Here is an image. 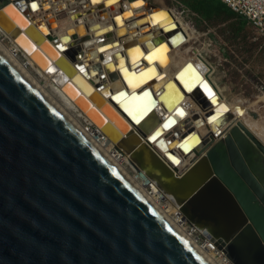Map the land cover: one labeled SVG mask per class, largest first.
<instances>
[{"label": "water", "instance_id": "95a60500", "mask_svg": "<svg viewBox=\"0 0 264 264\" xmlns=\"http://www.w3.org/2000/svg\"><path fill=\"white\" fill-rule=\"evenodd\" d=\"M0 2V15L15 24L9 10L17 2ZM7 22L0 17L2 30ZM13 27L10 40L40 64L19 39L20 25ZM162 40L153 39L155 47L165 44ZM133 44L130 50L139 48ZM56 62L70 74L60 60ZM70 86L71 82L63 90L75 97ZM120 93L111 98L119 109ZM165 93L163 89L155 98L150 92L152 105L163 102L172 108V99H163ZM196 98L208 105L199 90ZM75 102L115 142L103 123L77 98ZM180 110L178 106L171 116H164L157 127L147 120L142 125L147 142L131 129L117 147L179 207L184 219L224 250L232 264H264V144L242 122L232 120L229 110L218 112L216 131L231 121L228 130L219 140L199 147L194 162L179 176L151 145L156 142L168 150L160 136ZM218 113L210 111L203 118L195 114L193 120L201 125ZM194 133L191 128L177 134V148ZM166 156L179 162L170 152ZM0 264H209L1 50Z\"/></svg>", "mask_w": 264, "mask_h": 264}, {"label": "bare ground", "instance_id": "6f19581e", "mask_svg": "<svg viewBox=\"0 0 264 264\" xmlns=\"http://www.w3.org/2000/svg\"><path fill=\"white\" fill-rule=\"evenodd\" d=\"M9 1L12 5L17 2L9 10L12 18L27 25L29 27L27 30L31 29L36 35L37 44L25 30L20 31L19 39L31 48L36 59L41 61V65L24 53H21L22 55L17 53L18 47L10 40L8 29L0 28V50L84 133L209 264H221L222 260H216L208 251L207 242H196L187 234V228L181 225L178 206L174 202L165 205L160 196L163 195L164 198L166 196L158 186L153 185V191L150 192V183L138 171L129 155L126 154L124 159L119 158L116 153L117 144L126 135L125 132L131 129L147 142L142 125L150 119L151 123L156 122L155 127H157L165 120L164 116L165 118L171 116L180 106L181 110L168 123L169 129L160 136L164 138L168 150H164V146L156 142L151 145L157 155L180 176L194 162L195 151L199 147L213 140H219L220 135H223L221 132L228 130L231 121L221 123L219 131H216L219 122L217 118L220 115L218 112L229 110V113L233 114L232 120L242 122L248 130L252 127L263 129L262 139L253 131L250 132L264 144V119L259 112V102L264 101V95L260 96V94L258 100L251 103L242 100L227 101L213 79L214 68L202 56L203 44L198 47L188 46L191 43L196 45L202 35L194 32L188 24H184L177 13L160 0ZM33 5L36 7L33 8ZM57 12L62 13L58 16ZM150 13L153 15L150 16ZM173 28L175 29L172 30ZM178 31L182 33L174 36ZM172 36L174 38L169 40ZM1 37L8 39L11 46L5 44ZM155 38L163 39L162 43L165 44L159 46L156 41L155 47L153 43ZM133 42L138 43L139 48L130 50L134 46ZM39 44H44V47ZM57 44H61L60 48H57ZM74 51L82 55H76ZM147 54L148 56L145 57ZM54 57L56 59L53 60ZM58 60L70 74H65L58 66L56 62ZM188 63L193 68L190 66L183 69ZM129 71L134 73L131 74ZM70 82L69 89L78 102L86 110L91 111L99 123H103L115 137V142H105L97 131L87 132L93 124L90 117L63 90ZM98 87L102 88L98 89ZM146 89H149L155 98L165 89L163 99H172L174 103L172 108L165 107L163 102L153 106L150 92L142 96L127 95L133 92L141 93ZM198 90L208 101L207 106L197 100ZM119 92H122L120 93L122 95L116 97V101L117 105H121V109L113 104L114 100H111L113 95ZM214 96L217 98L213 102ZM92 98H97L104 109L113 112L116 116L120 112V116H117L119 119L117 124L107 117ZM144 108H147V111L141 115L140 111ZM210 111L218 113L211 122L195 124L193 120L195 114L203 118ZM130 117L134 118L135 122H130ZM125 121H128V124ZM191 128L195 130V135L185 141L182 149L177 148V144L181 141L180 136L177 138V134L180 135ZM167 152L172 153L179 162L174 163L166 156ZM202 235L205 238L206 234L202 233Z\"/></svg>", "mask_w": 264, "mask_h": 264}, {"label": "rangeland", "instance_id": "374dc122", "mask_svg": "<svg viewBox=\"0 0 264 264\" xmlns=\"http://www.w3.org/2000/svg\"><path fill=\"white\" fill-rule=\"evenodd\" d=\"M160 1L168 8L173 9L184 24H188L194 32H199L202 35L196 45L191 43L188 46L198 47L203 44L202 56L214 68L213 79L227 101L242 100L251 103L264 95L263 37L257 36L255 31L248 25L242 27L238 17L229 16L226 12L206 17L191 6L190 0ZM4 16L0 15L7 22L8 19ZM10 17L12 18V16ZM12 20L15 23L14 25H20L21 29L25 30L26 34L37 44L36 35L31 29L27 30V25L15 18H12ZM7 24L4 29L9 30L13 27L12 23L7 22ZM0 27L3 29V26ZM1 40L10 45L8 39L1 37ZM17 53L22 55L19 51ZM50 57L52 58L51 54ZM54 59L56 58L54 57ZM68 90L71 92V89ZM65 93L69 95L71 100L76 101V96L73 97L68 91H65ZM92 100L102 108V103L97 98H92ZM102 111L111 121L117 124L119 119L113 112L107 109ZM259 112L264 119V101L259 102ZM250 130L258 137H262L261 132L263 129L252 127Z\"/></svg>", "mask_w": 264, "mask_h": 264}, {"label": "built area", "instance_id": "2783aa9c", "mask_svg": "<svg viewBox=\"0 0 264 264\" xmlns=\"http://www.w3.org/2000/svg\"><path fill=\"white\" fill-rule=\"evenodd\" d=\"M218 1L225 4L236 15L245 19L247 25L250 26L255 31L257 36H261L264 38V0H218ZM61 13L62 12H57L56 15L60 16ZM18 50L19 53L23 54V52L19 48ZM94 131H97L103 137L105 142L110 141L106 135L102 134L101 130L97 126L92 124V127L88 128L87 132L93 133ZM116 151L119 158L121 159L125 158L126 153L124 151H122L118 147L116 148ZM148 182L150 183V192L152 193L153 191L152 186L156 184L151 180H148ZM166 198H164L163 195L160 196V199L162 200V202H164L165 205L172 202L169 198L167 199L170 201H167ZM179 213H180L181 225L182 227L184 226L185 228H187L186 232L190 237L194 238V240L199 243L207 242L209 247L208 251L214 256L216 260H222L221 264H232L223 249H219L218 246L214 242L210 241L206 236L204 238L202 235L203 232L199 230L196 226L189 223L186 219H184L180 211Z\"/></svg>", "mask_w": 264, "mask_h": 264}, {"label": "trees", "instance_id": "16d2710c", "mask_svg": "<svg viewBox=\"0 0 264 264\" xmlns=\"http://www.w3.org/2000/svg\"><path fill=\"white\" fill-rule=\"evenodd\" d=\"M191 6L201 12L204 16L212 17L215 16L216 13L226 12L229 16H235L234 12L228 8L225 4H222L216 0H190ZM241 26L244 27L246 22L244 20L239 21Z\"/></svg>", "mask_w": 264, "mask_h": 264}, {"label": "snow or ice", "instance_id": "6c2138e0", "mask_svg": "<svg viewBox=\"0 0 264 264\" xmlns=\"http://www.w3.org/2000/svg\"><path fill=\"white\" fill-rule=\"evenodd\" d=\"M36 7V5H33V8H35ZM103 50V49H102ZM148 59H151V57H148ZM147 111V108H144V109H142L141 111H140V114L141 115H143L144 114V112H146ZM181 114H183V113H181ZM165 127H167V125H165Z\"/></svg>", "mask_w": 264, "mask_h": 264}, {"label": "crops", "instance_id": "0c3cea01", "mask_svg": "<svg viewBox=\"0 0 264 264\" xmlns=\"http://www.w3.org/2000/svg\"><path fill=\"white\" fill-rule=\"evenodd\" d=\"M216 1H218V0H216ZM220 2V1H219ZM223 4V3H222ZM235 14V13H234ZM235 17H238V20L239 21H241V20H244L245 22H246V20L245 19H243V18H241V17H239L238 15H235ZM246 25H247V22H246Z\"/></svg>", "mask_w": 264, "mask_h": 264}]
</instances>
